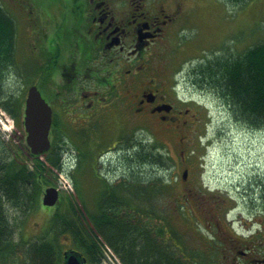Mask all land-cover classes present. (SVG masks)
<instances>
[{"label": "trees", "instance_id": "obj_1", "mask_svg": "<svg viewBox=\"0 0 264 264\" xmlns=\"http://www.w3.org/2000/svg\"><path fill=\"white\" fill-rule=\"evenodd\" d=\"M228 1L245 3L247 0ZM15 43L13 23L0 9V106L15 119L19 127L24 100L8 88L9 78L14 74ZM197 77L200 86L218 94L236 121L253 129L264 130V43L239 54L212 58L205 66L198 68ZM11 78L16 80L13 76ZM55 127L56 139H62L64 134L57 122ZM77 132L74 130V133ZM3 142L0 141L1 147L5 145ZM82 147L83 169L89 164L92 166L100 146L89 148L86 142ZM160 149H163V144L156 140L130 143L121 164L127 181L116 187L103 181L100 185L103 189H99L94 207L85 203L87 195L84 191L78 195L87 212L86 218L123 264H219L225 252H214L215 245H219L222 252L228 246L234 256L232 263H236L242 247L248 246L251 241L253 243V240L228 234L222 241L219 238L217 242L208 241L199 230L192 226L189 229L187 223L184 225L181 207L176 211L170 202L176 200L177 195L175 183L169 179L172 175L169 165L171 157ZM3 151L0 148V209H3L4 201L20 210L24 205L27 207L29 202L35 207L46 179L43 175L49 167L37 160L32 172L27 165L19 162L18 156L6 158ZM61 153V149L56 147L46 156L51 167L61 169ZM72 177L79 193L78 181L74 175ZM27 179H32L33 188L27 185ZM4 219L2 210L0 245L6 255L14 256L20 244L12 240L8 221ZM82 220L74 206L57 210L45 233V242L30 246L27 249L28 258L34 264H61V239L71 236L74 246L91 263L101 264L100 248Z\"/></svg>", "mask_w": 264, "mask_h": 264}, {"label": "flooded vegetation", "instance_id": "obj_2", "mask_svg": "<svg viewBox=\"0 0 264 264\" xmlns=\"http://www.w3.org/2000/svg\"><path fill=\"white\" fill-rule=\"evenodd\" d=\"M41 2L25 0L23 4L28 6L30 77L53 115H76L77 171L82 170V144L92 145L99 138L94 126L101 115H136V120L155 124L160 134L180 141L183 132L200 121L197 105L175 91L181 69L167 72L171 67L167 54L177 38H182V51L189 44L194 51L201 47L204 27L197 6L186 0ZM187 27L197 35L191 38L193 32L183 33ZM205 61L202 56L196 64ZM190 74L189 69L181 78ZM108 149L99 156L105 157ZM121 179L114 175L106 182L116 184ZM26 182L31 186V181ZM215 220L222 237H227L225 223ZM239 253L247 264H264V260L250 259L248 252ZM3 257L0 246V264Z\"/></svg>", "mask_w": 264, "mask_h": 264}, {"label": "rangeland", "instance_id": "obj_3", "mask_svg": "<svg viewBox=\"0 0 264 264\" xmlns=\"http://www.w3.org/2000/svg\"><path fill=\"white\" fill-rule=\"evenodd\" d=\"M43 1L46 2H41V5H52L55 0ZM186 1L197 6L201 11L199 20L204 27V30L202 31L204 34V40L198 42L201 46L199 50L196 48L194 51V48H192L193 46L189 44L186 46V50L182 51V38H177L176 42L170 47V53L167 54V58H169L171 64V69L169 68L167 72L170 73L172 70L178 68L181 69L177 74L179 79L177 92L184 99L197 105V109L195 110H200L198 112L199 115L197 116L200 121L188 128V131L183 132V142V140L180 141L172 137L168 138L165 135L160 134L158 129L155 132L154 130L144 129V126L142 125L143 123H140V120L133 119V121H128L127 125L129 126H127L124 115H101L100 122L104 123V125L101 124V126H104V130L108 133L107 136L102 139V142L103 140H110L109 146L112 151H114L113 149H116L122 144V142H119L121 134L127 133L130 136V139L142 140L143 143L152 142V140H155L156 138H161L162 141L159 142H162L166 146L174 161V165L170 169L174 178H180L184 169L188 166L191 167L192 171L196 173L193 174L188 184L186 182L183 183L184 187L189 188L195 183L199 185L202 180L204 185L208 187L207 189L215 191V194L229 199L228 202H226L225 207L230 205V199H233L232 201L235 202V205L232 210L229 211L230 214L228 215V219L238 233L244 234L246 237L256 232L264 234V214L261 213L263 208L260 207L263 203L260 196L264 195V131L248 129L242 125L236 124L231 115V110L221 99L218 98L215 92L211 91L210 88H207V90L203 92L200 88L192 84L193 81L191 79L193 73L190 74L191 78L189 76L181 78L182 75H186V71L193 68L192 65L197 63L196 61H198V58L213 55L216 51L223 52V47L225 46L227 52L224 53V55L228 57L231 56L232 53L239 54L250 47L264 43V0H247L245 3L238 4L230 3L228 0ZM200 2L201 7L199 6ZM0 3L8 7V9L10 8V3L6 4L4 0H0ZM63 12L67 13L66 9H63ZM185 29L186 30L183 31V33H186L188 36L193 32L191 38L197 35L195 29H190L188 27ZM26 31L28 33L27 29ZM22 57L29 64L31 56L28 51H26ZM28 64H25L20 60L17 61L19 67L17 66L14 70L17 74L14 72L12 75L16 80L10 76L8 81L10 84L8 85L9 91L15 92L23 100L27 93V83L25 84L27 81L26 73L32 71V67ZM16 82H18V84H16ZM71 99L72 97L70 100ZM0 111L5 112L2 109H0ZM22 115L23 110L19 119V125L21 128ZM75 116L76 115L71 114L59 115L61 118V121H59V127L61 128L64 137L62 139L60 138L58 143L63 149H66L65 152H69L72 155L76 154L74 148V130L75 127H77ZM4 120L5 122H11L13 118L5 112ZM7 124L10 127L9 122H7ZM9 127H4L0 124V141L4 140L2 144L5 145L12 144L15 149L13 154L18 156L17 159L19 162L25 163L28 169H31L33 163L36 162L37 159H32L29 156V151L25 148V132L23 130H21L22 132H15L17 129L16 125H14L12 132H10V129L8 131L4 130ZM13 132H15V134H12ZM9 133L13 136L10 137ZM2 135L4 137H2ZM124 136L125 140H127V135H123L122 137ZM10 138L13 139L8 143L7 141ZM97 141L101 142L100 138L97 140L94 139L92 143L95 144ZM5 145L2 147L0 146L2 150L4 149L3 154L7 151L10 152V147ZM188 149H194L195 154L191 159L185 158ZM181 151H184V160L181 159ZM167 152L162 150V153L167 154ZM116 155V153L114 154V152H111L108 157ZM46 159V156L39 157V160L44 163L46 162ZM74 159L75 155L70 161L71 164L74 162L73 166L76 163V160ZM96 169H99L102 174L108 176L111 175L110 172H107L104 160L97 162ZM54 173L56 174V172ZM47 174L50 181L49 184L42 183L41 188L44 189L48 185H54L57 180L56 177H58L49 171ZM74 176L75 180L78 181L79 189L83 190L87 195L84 199L85 203L90 207H94V199L96 198L95 193H97V186L100 185L98 184L97 174L94 168L89 164L79 172L75 173ZM64 199L62 205L58 208L60 210H64L66 206H71L69 199ZM188 199H190V202L192 203V207L190 208L192 209V215H195V211L198 209L195 203L201 206L204 205L203 195L198 194L190 196ZM180 202H184L189 206L185 199ZM75 203L81 202H78V200L75 199ZM210 203L212 202H208V204ZM177 206H184V204L177 203ZM75 207L78 209L80 208V205L77 204ZM5 208L9 209V213L5 214L8 221L11 222L13 219L15 225V228L11 230L12 240L19 243L20 246L16 248L17 257L12 256L10 260H4L3 263L29 264V260H27L25 256L27 255L29 245L34 242V239L37 237L34 235L35 237L32 238L33 234L37 232L42 233L43 230H46L50 223L48 219H51V216L54 213V208H45L41 205L40 201L39 206L34 207L27 216L25 214V219L24 215L21 213L22 209L15 208V210H13L9 206H6ZM208 209L211 210L212 205H210ZM80 213H85L84 215L87 216L84 205H82ZM198 214H201L202 216V219L198 221L199 230L207 231V228L209 227L205 224V215L203 212H198ZM181 217L183 219L184 215L182 214ZM21 220H25V222L22 226H18L17 222L20 223ZM190 221H192V219H190ZM188 227L190 229V226ZM220 237L223 238L222 236ZM23 238H28L27 242L24 244L21 242ZM70 240V238L64 237L61 239L64 250L72 247ZM94 241L97 240L95 239ZM262 242L263 241L257 243L255 248V253L261 258L264 257V244H260ZM225 256V259L221 258L219 260V264H233V252L226 250ZM239 261L241 260L239 259ZM239 261H237V264H243V262ZM115 264L118 263L115 262Z\"/></svg>", "mask_w": 264, "mask_h": 264}, {"label": "water", "instance_id": "obj_4", "mask_svg": "<svg viewBox=\"0 0 264 264\" xmlns=\"http://www.w3.org/2000/svg\"><path fill=\"white\" fill-rule=\"evenodd\" d=\"M24 126L27 132L26 142L34 155H40L51 147L49 139L52 126V109L41 96L36 86L29 89L26 99ZM187 173L184 178L186 179ZM58 200V191L55 188L46 190L43 203L45 206H54ZM65 264H86L87 260L76 252L65 253Z\"/></svg>", "mask_w": 264, "mask_h": 264}]
</instances>
